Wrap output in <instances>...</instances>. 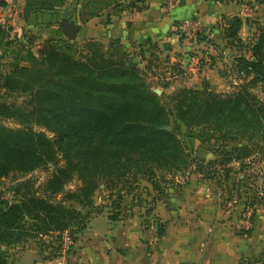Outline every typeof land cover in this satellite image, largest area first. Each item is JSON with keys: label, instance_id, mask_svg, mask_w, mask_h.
Masks as SVG:
<instances>
[{"label": "trees", "instance_id": "obj_1", "mask_svg": "<svg viewBox=\"0 0 264 264\" xmlns=\"http://www.w3.org/2000/svg\"><path fill=\"white\" fill-rule=\"evenodd\" d=\"M143 1L80 0L75 18L83 23L104 11L108 21L110 15L124 8L140 9ZM43 2L24 0L22 18L49 8ZM222 22L226 43L235 47L242 44L244 49L233 58V69L242 82L225 94L185 85L169 94L175 118L185 127L195 128L198 137L219 134L221 139L228 136L236 141L234 145H224L213 159L220 168L232 158L249 153L251 144L247 145L246 139L262 138L264 131V101L247 88L258 84L264 93V30L243 43L237 34L242 19L233 15ZM59 32L57 36L43 38L34 51L28 45L20 58L24 63H10L0 73L3 91L26 92L28 109L22 112L24 115H32L35 122L46 127L62 125L57 139L61 142L64 161L46 179L44 191L48 194L59 191L74 172L80 183L65 198L88 203L100 180L116 188L114 178L127 172H140L146 178L156 169L173 172L171 169L183 163L187 153L177 135L165 128L166 109L119 40L110 38L104 43L85 38L77 50ZM7 37L8 27L0 22V46H5L0 49V62L10 42ZM155 48L151 42L139 43L137 52L148 51V61L156 64L159 57L152 55L157 53ZM16 112L17 106L7 104L0 97L1 116ZM206 125L212 130L210 133L203 129ZM51 145V140L41 131L0 124V177L13 170L33 169L51 154ZM198 166L202 172L203 166ZM222 171L228 178L231 171L228 168ZM120 190L114 189L117 197ZM118 205L119 202H113L114 208ZM88 216L79 215L75 208L52 201L47 195L26 193L15 200L0 199V264H10L7 248L38 237L36 232L47 234L68 229L73 234L84 226ZM161 232L158 227L156 233Z\"/></svg>", "mask_w": 264, "mask_h": 264}, {"label": "crops", "instance_id": "obj_2", "mask_svg": "<svg viewBox=\"0 0 264 264\" xmlns=\"http://www.w3.org/2000/svg\"><path fill=\"white\" fill-rule=\"evenodd\" d=\"M18 2L20 16L10 21L4 2L0 0V22L11 28L17 39L35 29L40 22L36 20L39 15L50 16L49 12L53 10L35 11L22 18L24 0ZM141 5L140 9L124 8L118 14L110 15L108 21H105L104 11L83 23L76 20L80 24L78 31L81 30L84 38L104 43L117 38L126 50L137 48L139 43L151 42L158 49H163L161 45H164L173 51L185 52L183 54L188 55L185 64L190 71L199 70L196 75L200 77L205 75L204 67H212L206 64L201 69L192 66L201 55L204 60L206 54L221 55L224 67H233V56L237 51L234 45L226 43L223 19L233 15L242 19L237 34L243 43L253 40L261 31L253 27L260 21L247 18L233 0H175L169 7H165L162 0H144ZM251 8L258 19L264 18L261 15L264 1ZM58 9L53 11L58 12ZM187 17L199 18L205 34L178 41L169 34L171 22ZM67 20L77 23L71 18ZM181 59L178 57V62ZM166 79L164 76L162 80ZM207 80L206 85H211L217 79L214 76ZM192 84H196L195 81ZM167 85L173 89L180 84ZM160 180L167 186L160 193L154 191L151 202L142 203L114 218L104 210L90 214L84 226L73 232L72 244L62 256H43L44 249L27 244L30 240L27 239L20 247L18 256L22 262L19 264H264V189L254 191L244 203L236 197L239 192L235 189L204 186V180H180L176 176L170 183L168 177ZM176 182L178 185L175 186ZM247 209L250 212H246ZM158 227L162 229L160 234L156 233Z\"/></svg>", "mask_w": 264, "mask_h": 264}, {"label": "rangeland", "instance_id": "obj_3", "mask_svg": "<svg viewBox=\"0 0 264 264\" xmlns=\"http://www.w3.org/2000/svg\"><path fill=\"white\" fill-rule=\"evenodd\" d=\"M33 1L38 4L41 0ZM42 1H44L43 4L48 5L49 8L39 10L38 7L39 12H46V9H58V7L56 6H62V8L58 9V12L50 10V16L45 15L42 17V15H39L40 17L36 18V20L39 19L40 22H38L35 29L25 32V35L21 38L18 36L17 39V35H14V32H12L11 28L8 27L9 34L6 39L10 42L7 47L8 49L2 58V62H0V73L5 72L8 69L10 63H24V61L20 60V58L21 55H23L24 49L26 47H29L27 45L28 43L30 44L31 49L34 51L37 47L36 45L39 44L43 38L49 36H57L59 32H57V22L59 20L71 18L72 20L76 21L74 14L79 7L80 0ZM263 1L264 0H250L248 4L252 3L253 5H255ZM263 11L264 8L262 9V17H264ZM253 12L254 10L251 9L249 13H246L248 15L247 18H256V21H260V24L256 25L254 23L253 27L258 28V30L264 29V18H262L261 20L258 19L259 16L255 14L253 15ZM101 20H103V18ZM169 32L170 36L176 37L178 41L181 40V38H184L176 30H173L172 27H170ZM61 36L64 37L62 34ZM83 39L85 38L83 37L81 30H79L76 36H74L72 39L67 40L71 41L73 43V46L78 50ZM161 46L163 49L155 48V51L157 52L156 54L155 52H152V55H154V57H159V60L156 62V64L154 62H151V60L148 61V51L144 49H141V51L137 52V48L133 47L132 49L127 48L128 50L126 51L129 59L137 66L140 75L145 80V82H147L151 86L152 90L154 88L157 89V92L155 93L158 95L161 104L167 111L166 126L171 129L182 141L184 149L187 153V156H185V161L183 163H179L177 168L171 169L173 172H166L164 169H156L154 174H152L151 177L149 176L147 178L140 172H134L132 174H128L129 172H127L117 178H114L115 182L117 183L115 185L116 188H113L114 186L110 183H108V186H106V183L100 180L98 186L91 192L90 202L88 203H80L75 200H67L65 198V194L68 191H73L74 189H76V187L80 183L78 177L74 172L70 173V177L64 182L59 191L48 194L43 189L44 183L54 171L55 167L63 164L64 161L63 153L60 148L61 142H59L57 139L60 131L62 130V125H54L52 128H54L55 131H53L50 126L46 127L41 123L35 122L33 118H31L33 117L32 115L28 116L22 113L28 109V105L25 103L27 99L26 92H6L3 91L2 88H0L1 99H4L7 104L17 106V112L14 115H0V124L6 127H26L32 130L41 131L52 142L51 154L40 161V163L33 169L27 171L13 170L0 177V199L15 200L16 198H19L21 195L26 193H30L35 196L47 195L48 198L52 201H59L65 206L75 208L79 212V215L82 216L86 213L87 215L94 214L99 212L100 210L107 211L108 213H110V215L115 216L119 214L124 215L131 211L133 207H139L140 205H142V203L146 204L153 201V197L155 195L154 191L160 193V191H163V188L167 186L166 182L162 183L160 178H158L160 175H162V178L168 177L167 181L169 183L172 182L173 176H176V178L180 180H204V186L212 185L216 188H232L239 192V196L236 197H240V199L244 203H247L249 197L253 195L254 191H263L264 131L262 133V138L253 136L251 140L246 139V144H251V150L249 151V153L238 159L232 158L231 160L223 164L220 168L219 165L213 162V159L218 155V152L223 150L222 148H224V145H234L236 141L228 139V136H225L223 139H221L219 134L214 136L212 135L209 138H204L202 136L198 137V135H196L195 128H187L175 118L174 111L172 110L171 102L169 100V94L172 89H169L170 87H167V84H171L173 82L175 85H184L182 83H188V85L185 86H192L196 88L207 87L210 90L218 92L220 94L234 91L237 87V84H240L242 81L240 78L236 77V73L233 67H224L223 64L225 62L224 60L222 61L223 57L221 55L206 54L207 57L205 58V60L203 55H201L200 58H196L195 61L192 62V66H196L201 69L203 64H206L207 66L212 65V67H208L211 68V70H208V68L206 69V67H204L205 75L200 77L199 75H196V72H198L199 70H195L193 72L188 69L187 64H185L188 55L183 54L185 52H176V50L173 51L172 48L164 50V45ZM3 47L5 46L1 45L0 49H2ZM171 47H173V45ZM234 49L237 51V53L244 50L242 44L238 45L237 47L234 46ZM178 57L182 58L181 62H178ZM216 57H220L221 59H216ZM216 61H219L220 63L218 64L216 63ZM148 62L150 63L149 66ZM210 74L212 76H210ZM164 76L167 77L166 81L162 80L164 79ZM214 76H216L217 80H215L211 85H206V82L208 81L207 79H210V77L212 78ZM192 81H195L196 84H192ZM166 82L167 84H164ZM247 88L250 92L254 93L255 96L264 101V93L260 91L258 84L247 85ZM203 129L206 130V133H210L212 131L209 130L208 125L203 126ZM225 134L230 136L229 133ZM239 143L242 142L239 141ZM74 158H76V156H74ZM211 160L213 163L210 164L209 162ZM200 164L203 166L202 172L198 171V165ZM225 168H228L229 172L231 171L228 178L224 176V172L222 171V169L224 170ZM206 174H209V176H207ZM197 177H199V179H197ZM174 185L176 186L178 185V183L176 182ZM117 188H121V190L118 192L120 197H117V193L114 191V189ZM150 190L151 192H149ZM114 201L119 202L117 208H114L113 206ZM246 212H250V209H247ZM245 215L247 214L245 213ZM37 233L38 232H36V235H38V237L35 236L31 238L27 241V244L31 243L32 246H38L41 250L44 249L45 252L42 253L43 256H48L52 253L53 256H56V252H54L56 251L55 244L58 243H56V241L59 240L56 239H58L59 236H54L51 233ZM34 242L36 244H34ZM23 245L25 244L21 242L7 248L10 264H19L20 262H22L20 261L18 254L20 251V247H23ZM21 258H23V256H21Z\"/></svg>", "mask_w": 264, "mask_h": 264}, {"label": "built area", "instance_id": "obj_4", "mask_svg": "<svg viewBox=\"0 0 264 264\" xmlns=\"http://www.w3.org/2000/svg\"><path fill=\"white\" fill-rule=\"evenodd\" d=\"M175 0H162L165 7H169L174 3ZM239 5L240 10L243 13H249L253 6L252 3L248 4L250 0H233ZM4 8L6 9V16L10 21H15L20 16V3L18 0H3ZM171 27L176 30L184 38H195L197 35H204L205 28L202 21L197 17H187L182 19H177L171 22ZM54 236H59V241H56V255H64L70 245L72 244V234L68 229H63L61 231L51 232ZM72 236V237H71Z\"/></svg>", "mask_w": 264, "mask_h": 264}, {"label": "water", "instance_id": "obj_5", "mask_svg": "<svg viewBox=\"0 0 264 264\" xmlns=\"http://www.w3.org/2000/svg\"><path fill=\"white\" fill-rule=\"evenodd\" d=\"M57 27L60 31V33L66 38V39H72L76 32L79 29V24L71 22V21H67V20H59L57 23ZM154 92H157V89H153ZM165 128H168L167 126H165ZM165 178L163 177L162 180H164ZM1 248H3V245L1 246Z\"/></svg>", "mask_w": 264, "mask_h": 264}]
</instances>
